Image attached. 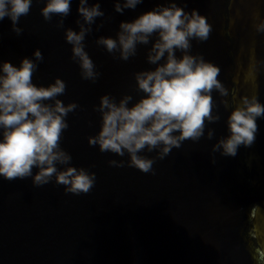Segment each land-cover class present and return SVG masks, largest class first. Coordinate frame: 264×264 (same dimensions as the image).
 <instances>
[{"label":"water","instance_id":"1","mask_svg":"<svg viewBox=\"0 0 264 264\" xmlns=\"http://www.w3.org/2000/svg\"><path fill=\"white\" fill-rule=\"evenodd\" d=\"M97 2L104 16L95 19L84 40L100 74L95 82L82 79L65 39L66 29L78 32L76 21L83 23L79 0H70L67 17L53 15L51 20L41 14L46 0H33L17 24L20 35L9 18L0 21V63L19 67L23 58L35 61L33 53L39 49L43 60L36 62L33 83L47 87L56 78L65 82V93L57 98L78 107L65 118L69 126L61 148L72 157L68 166L96 177L91 191L79 195L66 192L55 177L41 186L32 177H0V264H258L253 246L264 248V117L257 118L255 142L241 145L235 157L213 153L212 146L230 134L227 118L240 97L255 94L264 104V32L255 28L264 21V0H175L212 25L207 41H191L189 54L221 69L218 79L228 95L213 91V114L220 119L206 122L199 141L182 142L163 160L157 158L158 150L140 153L155 160L154 174L129 167L127 153L100 152L88 138L100 130L96 108L102 96L118 103L131 95V106L144 95L137 91L134 74L154 70L146 57L156 36L148 45H137L136 55L127 61L96 41L101 36L115 39L121 22L168 6L169 0H143L122 14L115 11V0H89L88 6ZM61 19L64 25L58 27ZM233 89L235 103L226 107L221 101L231 102ZM209 129L214 131L211 140ZM110 160L124 161V166H111ZM256 205L260 210L252 219ZM253 226L259 229L256 240L249 236Z\"/></svg>","mask_w":264,"mask_h":264},{"label":"clouds","instance_id":"2","mask_svg":"<svg viewBox=\"0 0 264 264\" xmlns=\"http://www.w3.org/2000/svg\"><path fill=\"white\" fill-rule=\"evenodd\" d=\"M33 0H0V21L5 17L12 22V30L20 35L17 26L22 16H27ZM143 0H115V11L135 9ZM89 0H79V31L66 29L65 39L72 46V59L81 69V77L96 81L100 75L85 51L86 34L97 17H103L100 4L88 6ZM71 11L70 0H46L41 9L45 20L53 15L67 17ZM64 20L57 22L63 27ZM257 32H264V21L255 25ZM212 25L196 10L191 13L178 7L175 0L168 6L158 5L131 22H121L116 38L101 36L98 45L109 53L119 52V58L127 61L137 53V45H148L156 36L147 53V62L155 65L154 70L134 74L137 91L144 95L135 102L131 95H124L117 103L113 97L100 98L96 111L101 114L98 134L88 138L90 146H99L100 152H111L123 157L128 154V166L143 173H153L154 159L140 153L158 150L157 158L163 160L171 151L179 149L182 142H197L204 136L206 122L219 121L213 114L215 102L212 93L221 97L228 90L218 79L221 69L206 62L201 55H191V41H207ZM182 55L177 57L176 52ZM35 61L23 58L19 67L10 62L0 63V177L8 181L32 177L34 185L48 184L53 177L57 184L64 185L65 191L79 195L87 194L95 184V173L70 165L71 155L61 148V137L68 128L66 117L77 109L76 103L65 105L58 96L66 90L63 80L37 86L33 75L37 71V61L43 60L39 49L33 53ZM163 61V62H161ZM236 90L232 101H221L226 107L235 103ZM53 101L54 103H47ZM264 117V104L255 94L240 97L227 118L229 135L212 146V152H220L226 157H235L238 148L250 147L258 131L257 118ZM214 131L209 129L207 138L211 140ZM215 163V159L212 161ZM109 165L123 167L124 161L110 160ZM58 165L66 166L58 168ZM38 171L33 175V169ZM259 205L253 206L250 215L255 219ZM259 229L253 226L249 236L256 240ZM258 264L264 261V248L254 245Z\"/></svg>","mask_w":264,"mask_h":264}]
</instances>
